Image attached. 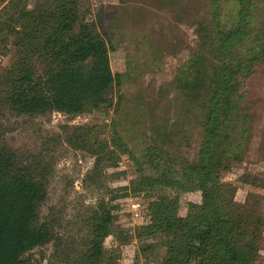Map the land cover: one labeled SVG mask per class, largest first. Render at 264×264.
<instances>
[{
	"label": "rangeland",
	"instance_id": "rangeland-1",
	"mask_svg": "<svg viewBox=\"0 0 264 264\" xmlns=\"http://www.w3.org/2000/svg\"><path fill=\"white\" fill-rule=\"evenodd\" d=\"M55 2L0 0V150L13 153L8 158L13 165L29 164L45 177L38 218L52 227L57 241L28 253L31 263L83 264L88 258L84 242L97 212H110L112 236L104 243L109 248L112 238H137L139 228L148 224L149 204L161 196L178 200L180 217L187 216L190 204H202L200 192L137 184L158 172L183 178L185 161H196L200 123L197 113L190 114L176 82L198 47L196 32L207 25L212 37L229 31L237 4L235 0H80L81 23L91 25L109 42L115 79L108 95L110 106L79 115L56 110L21 114L10 105L6 82L12 79L18 59L16 39L26 33L21 30L23 15ZM10 18L19 22L8 25ZM33 65L37 74L43 72L41 61ZM244 90L250 136L237 149L240 160L225 162L227 169L216 173L215 182L232 186L229 200L237 205L247 202L248 214L252 209L251 216L264 220V60L245 80ZM232 132L229 143L236 145L238 133ZM247 177L256 178L258 186L246 184ZM137 239L135 259L146 257L148 264H161L162 245L169 239L162 234ZM259 245L253 264H264V230ZM113 246L120 250V244Z\"/></svg>",
	"mask_w": 264,
	"mask_h": 264
},
{
	"label": "trees",
	"instance_id": "trees-1",
	"mask_svg": "<svg viewBox=\"0 0 264 264\" xmlns=\"http://www.w3.org/2000/svg\"><path fill=\"white\" fill-rule=\"evenodd\" d=\"M79 1L56 0L53 7L23 15L21 30L26 33L16 39L18 59L12 79L6 82L7 98L16 112L29 115L56 110L79 115L110 106L108 95L115 79L109 42L91 25L81 23ZM235 2L236 20L229 31L212 37L207 25L196 32L198 47L176 82L190 114L197 113L200 123L202 140L196 161H185L183 178L158 172L137 184L202 194V204H190L186 217L178 215L177 199L161 196L149 204L148 224L135 236L162 234L169 239L162 245L161 264H253L259 256L263 218L251 216L252 209L248 214L247 202L237 205L229 200L232 186L215 182L216 173L227 169L225 162L240 160L237 149L250 136L243 87L264 60V0ZM13 20L19 22L10 18L8 25ZM33 61L42 62L43 72L37 74ZM232 131L238 133L236 145L229 143ZM2 151L0 264H32L28 253L57 241L52 227L39 223L38 218L45 199V177L29 164L13 165L8 159L13 153ZM246 180L258 186L256 178ZM111 227L110 212L101 210L94 215L84 242L88 258L83 264H118L119 249L104 246L112 236ZM69 255L65 253V261Z\"/></svg>",
	"mask_w": 264,
	"mask_h": 264
},
{
	"label": "crops",
	"instance_id": "crops-1",
	"mask_svg": "<svg viewBox=\"0 0 264 264\" xmlns=\"http://www.w3.org/2000/svg\"><path fill=\"white\" fill-rule=\"evenodd\" d=\"M115 240V241H114ZM111 246L120 244V259L118 260L119 264H134L135 256L138 252L137 245H138V239L134 237L132 240H122L119 241L116 237L115 239L112 238ZM115 247V246H113Z\"/></svg>",
	"mask_w": 264,
	"mask_h": 264
},
{
	"label": "built area",
	"instance_id": "built-area-1",
	"mask_svg": "<svg viewBox=\"0 0 264 264\" xmlns=\"http://www.w3.org/2000/svg\"><path fill=\"white\" fill-rule=\"evenodd\" d=\"M147 261L148 259L146 257H140L139 259L137 257V259H135L134 264H148Z\"/></svg>",
	"mask_w": 264,
	"mask_h": 264
}]
</instances>
